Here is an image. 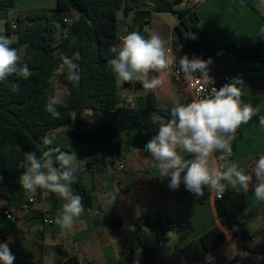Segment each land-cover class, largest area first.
Wrapping results in <instances>:
<instances>
[{"label":"trees","instance_id":"1","mask_svg":"<svg viewBox=\"0 0 264 264\" xmlns=\"http://www.w3.org/2000/svg\"><path fill=\"white\" fill-rule=\"evenodd\" d=\"M183 2L184 0H56L53 17L51 10L36 9L18 16L16 29H12L11 22L6 23L7 36L10 37L13 33L15 35L12 47L25 48L21 63L27 64L32 75L27 80L9 77L11 82L19 84L16 92L0 84V200L3 201L0 205V243L8 242V236L16 232L20 220L16 211L33 204L29 202L28 191L21 187L20 176L24 170L23 154L35 151L39 157L46 150L42 137L50 136L59 128L68 127L63 138H54L52 147L70 152L68 145H71L78 151L83 169L75 171L77 182L72 185V189L83 197L85 209H89L93 206L96 185L92 188L86 186L84 172H90L93 180L96 176H103L96 166L100 163L105 165L104 157H114L118 162L114 159L112 166L118 165L127 150L145 149L160 124L172 118L171 107L174 105L158 108L151 92L138 105L123 103L117 79L107 64L112 58L108 48L118 44L120 11L125 17L134 11L130 28H137L140 32L155 12L175 14L177 24L173 27L172 38L177 58L185 54L190 59L194 56L204 60L211 57L213 63L209 66V74L218 73L214 63L224 55H232L240 61L264 63V39L217 44L210 40L200 26L197 12L192 11L189 6L177 8ZM243 2L249 8L257 10L259 0ZM15 5V0H0V14L13 9ZM73 11L79 13L77 18L72 16ZM58 26L62 29V34L56 43L54 34ZM193 35L195 39L192 38ZM61 56L71 58L77 65L80 76L78 82L69 80L66 71H61ZM55 78L66 88L67 93L66 102L58 109L61 112L59 119L53 118L44 107L46 97L56 94ZM136 84L141 85L138 82ZM86 110L92 111L98 124L93 132L82 128V115ZM242 137L243 132L239 128L232 146L231 159L235 157ZM44 193H47L45 200L50 208L41 212V215L54 216L64 201L47 190L38 189L36 197L41 198ZM6 210L14 214V219H9L4 214ZM217 210L223 227L233 236L237 234L236 231L240 234L241 247L248 253L235 255L221 264H264L254 256H264V243L255 244L251 241L243 196L228 188L218 200ZM113 224L120 225L121 222L118 219ZM146 227L154 235L155 242H142L144 263L155 264L154 255L158 252L160 243L167 240V232L178 230L179 227L176 222L163 221L161 218L147 222ZM224 240L225 235L219 228L211 229L200 238L205 253L213 251ZM8 246L15 256L13 264H44L40 258L20 256L9 244ZM77 263V257L74 256L59 264ZM115 264H133L127 247L121 249Z\"/></svg>","mask_w":264,"mask_h":264},{"label":"crops","instance_id":"2","mask_svg":"<svg viewBox=\"0 0 264 264\" xmlns=\"http://www.w3.org/2000/svg\"><path fill=\"white\" fill-rule=\"evenodd\" d=\"M15 1L16 5L13 9L17 14L11 22L16 21L20 16L17 0ZM54 1L56 5V0H50L48 5H28L26 9L53 11L55 9ZM213 1L215 0H184L178 9L189 6L192 11L197 12L200 17V26L205 31L207 27L214 31L215 36L213 35L210 40L217 44L264 39V35H261V29H264V5L260 4V0L256 11L246 6L245 3H243L244 7L235 5L237 1L243 2V0H217L215 7H206ZM231 9L234 14L228 22V14ZM78 15L77 11L72 12L74 18H77ZM133 17L134 11L127 17L123 15L122 11L118 13L120 21L118 34L140 32L137 28H130ZM252 23L255 27L250 29L249 26ZM176 24L177 22L174 26ZM173 27H169L164 21L153 15L140 33L147 36L155 31L165 39L171 38L173 48ZM55 31L54 36L58 35L56 39V43H58L62 29L58 26ZM240 31L250 32L244 36V40H239L235 35L236 33L238 35ZM231 56L219 57L214 63L216 71L242 78L245 86L242 89L243 100L254 107L258 106L261 114H264V63L240 61ZM117 83L118 86L121 85L118 80ZM124 85L129 88V91L124 95L120 94L123 103L127 105H129L128 101L132 102V106L140 104L149 92L153 93L158 108L169 107L176 101L187 103L193 100L182 92L180 84L174 80L173 69L167 71L164 83L155 90H144L142 85L136 83H124ZM66 100L67 96L64 103ZM97 125L92 111L86 110L82 115V128L87 132H93ZM67 128L57 129L50 137L63 138ZM240 129L243 132V137L238 144L235 157L231 160L248 172L255 160L260 155H264V126L259 124V118L256 116L248 124L242 125ZM68 147L72 148L71 145ZM136 149L141 150L142 156L148 155L146 150L141 148L127 150L121 162L124 165L122 170H118V164L114 165L113 171L109 173L105 165L100 163L96 169L101 171L103 176H96L95 180L92 179L90 172H84L86 186L92 188L96 185L94 202L93 206L85 209L81 217L76 220L72 232L71 230L64 231L59 227L57 219H59L60 209L54 216L41 215V212H46L50 208L45 200L47 193H44L41 198H37L36 194H30L28 197L34 199V202L32 205L16 211L20 220L16 232L8 236V241L9 239L11 241L8 244L20 256L32 259L40 258L44 264L63 263L74 256L77 257V264H88V262L115 264L123 247H127L129 255L133 253V244L136 238L141 242V246L143 241L150 244L155 242L154 235L148 229L142 235L138 232V221H143L146 225L147 222L161 218L163 221L176 222L179 228L167 232V240L160 243V248L154 255L155 264H221L235 255L248 254L241 247L240 234L236 231L237 234L233 236L223 227L215 195L205 189L204 196L197 198L185 189L183 183L179 189L171 190L168 186L170 178H159L158 171L154 170L150 162L142 158ZM74 150L78 156V169H83L82 159L79 157L78 151ZM252 183L255 184V178ZM229 189L236 193L242 192L230 187ZM249 191L253 192L252 186ZM110 193L118 194L114 203ZM243 199L246 207V197ZM2 203L3 201L0 200V205ZM256 203L257 201L253 202V205ZM137 212H139L138 215ZM46 218H50L52 221L45 223ZM118 219L121 224H113ZM213 228H219L224 233L225 240L210 253H205L200 238ZM248 230L253 243L263 244L264 214L248 218ZM254 256L264 262V256Z\"/></svg>","mask_w":264,"mask_h":264},{"label":"clouds","instance_id":"3","mask_svg":"<svg viewBox=\"0 0 264 264\" xmlns=\"http://www.w3.org/2000/svg\"><path fill=\"white\" fill-rule=\"evenodd\" d=\"M260 4L264 5V0H260ZM261 35H264V29H261ZM192 38L196 37L193 35ZM12 45V38L0 35V84L16 92L19 84L11 82L9 77L27 80L32 73L27 64L21 63L23 50ZM108 52L112 58L107 64L114 78L123 83L138 82L144 90L159 88L167 71L177 63L189 86L193 82L204 86L214 84L209 75V66L213 63L211 57L207 60L195 56L190 59L185 54L177 58L172 39H165L155 31L147 36L137 31L121 35L119 43L111 45ZM61 60V71H66L69 80L78 82L77 65L67 56H61ZM244 87L242 78L233 77L219 88L212 86L191 102L176 101L171 107L172 118L160 124L156 134L147 142L145 150L148 155L142 156L141 150L136 149L158 171L159 178H170L168 186L171 190L179 189L183 183L185 189L197 198L203 197L207 189L221 199L229 187L247 193L252 186L255 199L264 201V155L255 160L248 172L231 160L237 130L256 116L259 124L264 126V114L260 108L243 100ZM63 103L59 95L51 94L46 97L44 107L53 118L59 119L61 112L58 109ZM42 143L46 150L39 157L35 151L23 154L24 170L20 184L25 191L47 190L62 199L64 203L57 222L62 229L70 231L85 211L83 197L72 189L77 182L74 168L77 157L74 152L52 147L53 137L45 135ZM103 159L111 173L115 158L108 156ZM119 167L123 168V163H119ZM109 195L114 203L118 194ZM10 242L9 239L0 243L2 264H13L15 260L8 246Z\"/></svg>","mask_w":264,"mask_h":264},{"label":"rangeland","instance_id":"4","mask_svg":"<svg viewBox=\"0 0 264 264\" xmlns=\"http://www.w3.org/2000/svg\"><path fill=\"white\" fill-rule=\"evenodd\" d=\"M49 1L50 0H17V6L19 7L18 13L20 14V16H24L25 14L32 11L31 9L30 10L26 9V6H28V5L35 6L36 4L48 5ZM216 1L217 0L211 2L210 4H207L206 7H209V6L215 7ZM243 3L244 2H238L237 1V3L235 5H240V6L244 7ZM53 4H54L53 6L55 7V1L53 2ZM179 7H180V5L177 6V8H179ZM16 14L17 13L14 9H10L6 13L0 14V35L7 36V34L5 32V25L7 22H11L13 19H15ZM233 14L234 13L231 9V11L228 14V22L230 21V18L233 16ZM51 15H52L51 17L54 16L53 11L51 12ZM153 15H155L156 17H158L159 19L164 21V23L171 28L177 22V16L175 14H172V13L155 12ZM15 22L16 21L14 20V23ZM254 27H255V25L253 23L249 26L250 29H252ZM227 28H229L228 25H227ZM206 31H207V34L209 35V38H213V35L215 36L214 31L212 29H210L209 27H207ZM249 32L250 31H242V32L240 31L238 35L236 33L235 37L238 38L239 40H244V36ZM10 38H12L13 40L15 39L14 33H13V35L10 36ZM57 38H58V35L54 36L55 40ZM22 50H23V55H24L25 49L23 48ZM231 57H233V56H231ZM55 83H56L57 95H59L63 99V101H65L66 96H67L66 88L57 82V78H55ZM120 83H121V85L118 86L119 92L122 95H124L125 93H127L129 91V88H127V86H125L123 82H120ZM60 131H59V133H60ZM74 151L75 150L73 148H71L69 153L74 152ZM76 157H77V160L74 162V168L77 170L78 169V156L76 155ZM30 194H36V192H28V195H30ZM238 194H240L243 197H246V200H247L246 213H247V217L249 219L255 215H263L264 214V205H263L264 201L256 200L255 197L253 196L254 193L252 191H248L247 193L239 191ZM255 201H257V203L255 205H253V202H255ZM57 220H59V219H57ZM59 227H60V225H59ZM64 231H66V230H64ZM71 232H72V229H71ZM130 257H131L133 264H145L144 263L145 253H144L143 248L141 246V242L137 238L135 240V243L133 244V253L130 254Z\"/></svg>","mask_w":264,"mask_h":264},{"label":"built area","instance_id":"5","mask_svg":"<svg viewBox=\"0 0 264 264\" xmlns=\"http://www.w3.org/2000/svg\"><path fill=\"white\" fill-rule=\"evenodd\" d=\"M138 1H141V0H138ZM11 27H12V29H16L17 28L16 22L15 23L11 22ZM121 35H126V33H122V34L118 35V43H119V37ZM172 69H173L174 80L180 84L182 92L184 94H186L188 97L193 98V99H195L197 96H203L207 91L210 90V88L212 86H215V87L219 88V87L223 86L225 83L230 82V80L233 77H236L235 75L228 74V73H217V74H213V75L209 74L213 78L214 84L208 85V86H204V85H202L200 83L193 82L192 85L189 86L188 83L184 80L183 74H182L181 69L178 66V64H176ZM128 104L130 106H132V102L131 101H128ZM122 169L123 168L118 167V170H122ZM216 199L219 200V198H217V197H216ZM29 202L33 203L34 199L30 198ZM4 214L9 219H14V214L10 210L4 211ZM51 221H52V219H50V218H46L44 220L45 223H50ZM137 226H138L139 233L141 235L144 234L147 231V227L145 225V222L138 221ZM263 260H264V258H263Z\"/></svg>","mask_w":264,"mask_h":264}]
</instances>
